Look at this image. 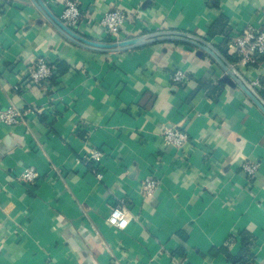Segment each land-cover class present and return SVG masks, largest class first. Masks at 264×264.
I'll use <instances>...</instances> for the list:
<instances>
[{"label": "crops", "instance_id": "1", "mask_svg": "<svg viewBox=\"0 0 264 264\" xmlns=\"http://www.w3.org/2000/svg\"><path fill=\"white\" fill-rule=\"evenodd\" d=\"M60 17L66 0H42ZM71 28L98 42L114 6L128 22L116 41L159 31L196 35L231 63L229 41L247 25L264 27V0H77ZM220 17L225 22L215 27ZM60 19V18H59ZM215 30L214 36L208 35ZM67 72L32 84L37 58ZM264 100V59L234 66ZM185 72L175 85L172 75ZM207 53L178 41L102 52L61 34L31 0L0 1V110L36 106L24 124L0 121V264H228L217 249L241 253L252 237L251 264H264V113ZM167 128L185 132L176 148ZM103 152L102 179L83 159ZM260 164L252 178L240 168ZM35 183L19 179L26 168ZM155 178L145 197L141 187ZM125 199V229L107 218ZM218 251V252H217Z\"/></svg>", "mask_w": 264, "mask_h": 264}, {"label": "built area", "instance_id": "2", "mask_svg": "<svg viewBox=\"0 0 264 264\" xmlns=\"http://www.w3.org/2000/svg\"><path fill=\"white\" fill-rule=\"evenodd\" d=\"M5 1V0H0ZM60 20L68 27H77L82 18L83 12L77 0H66L60 14ZM128 14L117 5L106 11L100 19V25L107 34L117 40L122 27L128 22ZM228 50L233 58V66H254L264 58V27L247 25L244 30L234 36L228 43ZM56 66L46 59L40 57L32 62L27 69V78L32 84H47L55 76ZM187 76L184 71L178 69L172 75V81L175 85L186 81ZM254 87H259V81L250 83ZM41 115L42 111L36 106H27L24 109L9 107L0 110V121L8 126L24 124L28 115ZM162 138L166 144L181 148L188 140L185 132L167 128L162 133ZM103 158V152L99 149H91L84 157V164L92 166V170L99 180L103 175L100 169V162ZM260 164L255 161H244L240 164L241 170L250 178L254 177L259 170ZM39 178V173L35 168L29 167L22 171L19 179L27 185H31ZM159 182L155 178H146L141 187V193L145 197H152L158 188ZM132 216L128 209L125 199H118L111 207L107 218L108 223L118 229H125L129 225Z\"/></svg>", "mask_w": 264, "mask_h": 264}, {"label": "water", "instance_id": "3", "mask_svg": "<svg viewBox=\"0 0 264 264\" xmlns=\"http://www.w3.org/2000/svg\"><path fill=\"white\" fill-rule=\"evenodd\" d=\"M42 15L66 38L70 41L90 50L102 52H118L137 48L146 44L161 41H180L189 43L202 52L211 56L215 62L224 70V80L232 85L239 86L246 95L262 110L264 113V100L258 92L243 78L232 63L211 43L186 32L179 31H159L144 34L138 37L119 40L113 42H98L88 39L70 27L66 26L58 17H56L42 0H31Z\"/></svg>", "mask_w": 264, "mask_h": 264}, {"label": "trees", "instance_id": "4", "mask_svg": "<svg viewBox=\"0 0 264 264\" xmlns=\"http://www.w3.org/2000/svg\"><path fill=\"white\" fill-rule=\"evenodd\" d=\"M225 18L224 17H220L218 22H216L215 27H219L221 24H223V22H225ZM214 33H215V30H210L208 35H210L211 37L214 36ZM106 41L108 42H113V41H116L115 38L109 36ZM178 41H176L177 43ZM222 52L232 61L233 58L232 56H228L226 53H225V50L222 48L221 49ZM264 58H262L261 60H263ZM55 66H56V72H55V76L58 74V75H61V74H64L65 72L68 71L69 69V66L67 64H65L64 62H56L55 63ZM55 76L53 77L55 79ZM53 78L51 80H53ZM264 94V92H262V95ZM241 239H242V248H241V253L238 254L237 256H233L231 255L228 250L226 248H220V249H217L219 252H224L227 256V259H228V264H251V261H252V253H251V248H252V242H253V239L251 236L248 235L247 232H243L241 234ZM217 251V252H218Z\"/></svg>", "mask_w": 264, "mask_h": 264}]
</instances>
